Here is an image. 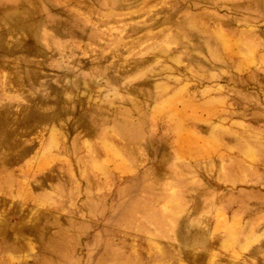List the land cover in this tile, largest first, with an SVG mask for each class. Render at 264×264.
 Segmentation results:
<instances>
[{
    "label": "rangeland",
    "instance_id": "374dc122",
    "mask_svg": "<svg viewBox=\"0 0 264 264\" xmlns=\"http://www.w3.org/2000/svg\"><path fill=\"white\" fill-rule=\"evenodd\" d=\"M0 264H264V0H0Z\"/></svg>",
    "mask_w": 264,
    "mask_h": 264
}]
</instances>
